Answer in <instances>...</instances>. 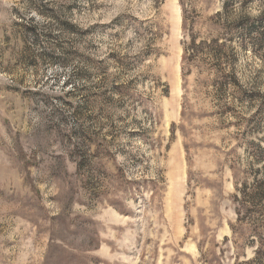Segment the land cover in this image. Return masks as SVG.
Returning a JSON list of instances; mask_svg holds the SVG:
<instances>
[{
    "label": "rangeland",
    "instance_id": "rangeland-1",
    "mask_svg": "<svg viewBox=\"0 0 264 264\" xmlns=\"http://www.w3.org/2000/svg\"><path fill=\"white\" fill-rule=\"evenodd\" d=\"M256 181L264 0H0V264H264Z\"/></svg>",
    "mask_w": 264,
    "mask_h": 264
},
{
    "label": "trees",
    "instance_id": "trees-1",
    "mask_svg": "<svg viewBox=\"0 0 264 264\" xmlns=\"http://www.w3.org/2000/svg\"><path fill=\"white\" fill-rule=\"evenodd\" d=\"M185 22V21H184ZM217 43V42H215ZM198 46L196 45L195 41L192 40V43L188 47L185 48L184 53V60L187 58L188 54H195L197 52ZM241 196L239 202L241 205H244L243 202L252 204L255 206L253 211L248 213L249 216L261 214V219L259 218L257 222L261 221V223H257L256 225V236L255 239H259L260 242H262V245H264V182L263 181H256L252 186L250 187H244L241 191ZM256 210V211H255ZM255 212V213H253ZM240 222L241 220V213L239 212ZM263 252V249L261 247H258L256 255H261Z\"/></svg>",
    "mask_w": 264,
    "mask_h": 264
}]
</instances>
